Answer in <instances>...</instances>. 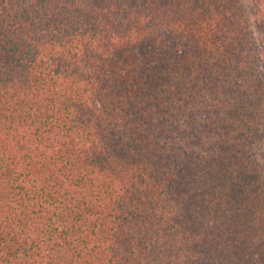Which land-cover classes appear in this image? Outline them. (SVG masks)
<instances>
[{
    "label": "trees",
    "instance_id": "16d2710c",
    "mask_svg": "<svg viewBox=\"0 0 264 264\" xmlns=\"http://www.w3.org/2000/svg\"><path fill=\"white\" fill-rule=\"evenodd\" d=\"M258 27L245 0H0V264H264Z\"/></svg>",
    "mask_w": 264,
    "mask_h": 264
},
{
    "label": "rangeland",
    "instance_id": "374dc122",
    "mask_svg": "<svg viewBox=\"0 0 264 264\" xmlns=\"http://www.w3.org/2000/svg\"><path fill=\"white\" fill-rule=\"evenodd\" d=\"M245 5L251 14L256 27L258 24L262 28H257V35L262 46V52L264 57V0H245ZM262 153L264 157V144L262 148Z\"/></svg>",
    "mask_w": 264,
    "mask_h": 264
}]
</instances>
